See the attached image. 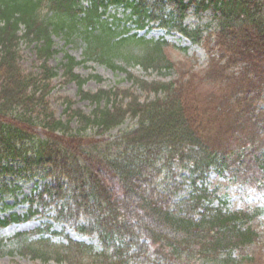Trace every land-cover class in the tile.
<instances>
[{
  "label": "trees",
  "instance_id": "16d2710c",
  "mask_svg": "<svg viewBox=\"0 0 264 264\" xmlns=\"http://www.w3.org/2000/svg\"><path fill=\"white\" fill-rule=\"evenodd\" d=\"M109 5L129 10L126 19L137 29L158 22L176 28L194 43L213 47L226 64L219 66V60L213 59L205 76L226 92L211 115L206 110L202 117L192 103L189 79L146 81L128 73L134 88L83 90L86 78L74 71L77 65L92 60L119 69L118 61L130 60L124 49L132 45H144L141 53L132 56L144 68L161 74L174 68L158 42L149 45L135 33L124 36L129 29L120 26L114 14H106ZM191 5L195 14L209 10L211 23L193 29L183 25ZM59 34L82 43L83 59L64 54L61 75L77 85L80 99L94 104L85 113L65 97L64 119L55 115L48 100L57 76L48 59L57 52L52 37ZM23 40L33 45L30 71L19 63ZM230 65L242 69L229 74ZM137 89L153 95L141 99ZM126 120L132 125L119 128ZM72 122L77 128L72 129ZM114 128H118L115 133L107 134ZM87 129L107 136L94 140L86 136ZM42 170L52 180L23 197L27 214L1 217L0 228L27 220L33 213L51 212L49 217L56 223L95 237L100 249L67 236L66 245L56 247L43 239L42 229H36L17 235L22 240L19 251L33 260L66 264L250 261L246 255L236 259L235 253L256 241L251 223L257 210L226 212L210 206L214 193L206 181L213 172L219 177L229 174L256 189L264 187V0H0V179L31 177ZM182 171L187 176L178 181ZM186 181L191 187L189 197L174 202V194ZM12 182L0 180V202L17 188ZM34 234L38 240L29 241ZM3 246L0 239V249ZM84 255L87 260L81 263Z\"/></svg>",
  "mask_w": 264,
  "mask_h": 264
},
{
  "label": "rangeland",
  "instance_id": "374dc122",
  "mask_svg": "<svg viewBox=\"0 0 264 264\" xmlns=\"http://www.w3.org/2000/svg\"><path fill=\"white\" fill-rule=\"evenodd\" d=\"M187 1V0H185ZM109 14L116 12L118 16L122 13L121 7H109ZM189 13V12H188ZM42 15L45 12L41 13ZM210 12L207 11L195 17L191 12L185 19V23L193 27L195 25L205 26L211 21ZM151 25V24H150ZM126 27H130L131 33L136 31L133 28V23H125ZM137 37H144L146 40L152 42L166 41V44L159 46L163 57H165L168 63L173 65V69L167 71L165 74L158 72L153 68H144L142 65L134 61L133 58L136 54L142 52L144 45H132L124 51L130 53V60L127 63H121L118 61V66L121 68H111L105 64H100L92 60L85 61L82 64L77 65L74 71L82 78H86L83 83V90L89 92H96L100 89L109 90L113 88H128L133 87L131 80L127 77V73L142 78L146 81H176L180 78L183 80H191L193 86L192 103L198 108L197 110L205 116L204 112L210 111L211 115L216 109V105L219 99L225 96L226 89L221 92V87L217 81L213 78L205 76L207 69L214 61H218L220 58L218 54L213 52V47H206L204 44H193L188 39L184 38L173 30H167L158 26L156 23L152 26H148L142 30L136 31ZM53 47L57 52L48 59V64L55 68L57 76L52 80L53 88L48 96L51 109L54 110L56 116L62 117L64 102L63 98H69L74 102V107L78 108L85 113L90 112L94 108V104L86 100H82L78 96L77 85L73 81H65L61 75L60 63L63 61L64 54L72 55L76 60L83 59V45L78 39L74 37L66 38L63 34L53 35ZM33 45L27 44L24 40L20 43L21 59L19 63L24 70L30 71L33 68L32 63L35 60V54L33 51ZM216 49V47H215ZM133 56V57H132ZM225 60H219V66L224 65ZM231 68L227 69V73L237 74L241 71V65H230ZM164 72V71H163ZM92 75L99 76L100 79L92 77ZM137 93L141 95V99L145 97H151L153 94H146L145 92L137 89ZM216 94V95H214ZM224 100L221 99L220 102ZM103 104V101L101 102ZM207 110V111H206ZM133 121L126 120L119 128H125L132 125ZM72 129L77 128L75 122L71 123ZM118 128L112 129L107 134H113ZM38 136H42L39 129H36ZM86 136L95 139L105 138L107 134L99 135L95 132V129H87ZM103 136V137H101ZM104 150V149H103ZM114 153V150H111ZM47 171L42 170L31 177H14L4 176L6 182L13 181L12 183L17 186L12 194H4L0 202V218L9 214L17 213L19 215L27 214L29 211L27 203L23 200L24 196H29L38 191L42 184L52 180L49 175H46ZM187 175L185 171L180 172L177 175V179L181 180L182 175ZM0 179V180H2ZM12 185V184H11ZM207 186L210 191L214 192L212 197V206H221L223 209L231 211L236 209H247L248 211L257 210V218L251 223L252 228L257 232V240L250 245L243 253H235L236 259L240 257L248 256L250 261L244 259L242 264H264V187L261 189L253 188L252 185L247 184L240 179L233 178L229 174H225L223 177L216 176L214 173H210L207 178ZM190 188L187 183L176 192L174 201L189 196ZM5 205V207L3 206ZM7 206V207H6ZM34 208V207H33ZM49 210V209H48ZM39 211V210H38ZM47 215L33 213L27 220L20 222H13L0 228V239L4 246L0 249V264H66L65 261L56 262L54 259L42 261L40 259H32L29 253L20 252L19 249L22 245V240L17 236L20 233H28L35 231L36 229H42L43 239H49V242L58 247L66 245L65 236L72 240L84 242L86 245H91L94 249H100L97 239L93 236H87L71 230L69 227H63L61 224L52 221ZM47 230H45L46 227ZM63 227L64 229H62ZM44 229V230H43ZM52 231L54 233H52ZM30 240H38V235L30 236ZM243 259V258H242ZM87 257L84 255L81 263H85ZM156 264L158 262L155 261ZM86 264V263H85ZM134 264V263H131Z\"/></svg>",
  "mask_w": 264,
  "mask_h": 264
}]
</instances>
